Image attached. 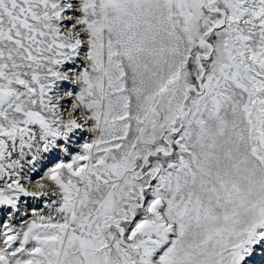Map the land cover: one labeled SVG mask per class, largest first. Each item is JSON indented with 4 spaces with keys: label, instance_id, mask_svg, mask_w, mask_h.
Segmentation results:
<instances>
[{
    "label": "snow or ice",
    "instance_id": "obj_1",
    "mask_svg": "<svg viewBox=\"0 0 264 264\" xmlns=\"http://www.w3.org/2000/svg\"><path fill=\"white\" fill-rule=\"evenodd\" d=\"M0 264H264V0H0Z\"/></svg>",
    "mask_w": 264,
    "mask_h": 264
},
{
    "label": "rangeland",
    "instance_id": "obj_2",
    "mask_svg": "<svg viewBox=\"0 0 264 264\" xmlns=\"http://www.w3.org/2000/svg\"><path fill=\"white\" fill-rule=\"evenodd\" d=\"M35 179V178H34ZM30 203H32V202H30Z\"/></svg>",
    "mask_w": 264,
    "mask_h": 264
},
{
    "label": "bare ground",
    "instance_id": "obj_3",
    "mask_svg": "<svg viewBox=\"0 0 264 264\" xmlns=\"http://www.w3.org/2000/svg\"><path fill=\"white\" fill-rule=\"evenodd\" d=\"M31 202V201H30Z\"/></svg>",
    "mask_w": 264,
    "mask_h": 264
}]
</instances>
